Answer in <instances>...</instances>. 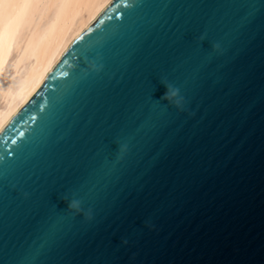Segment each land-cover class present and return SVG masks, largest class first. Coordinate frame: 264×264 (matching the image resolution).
Returning <instances> with one entry per match:
<instances>
[{
    "label": "water",
    "instance_id": "95a60500",
    "mask_svg": "<svg viewBox=\"0 0 264 264\" xmlns=\"http://www.w3.org/2000/svg\"><path fill=\"white\" fill-rule=\"evenodd\" d=\"M0 264H264V0H109L0 128Z\"/></svg>",
    "mask_w": 264,
    "mask_h": 264
},
{
    "label": "bare ground",
    "instance_id": "6f19581e",
    "mask_svg": "<svg viewBox=\"0 0 264 264\" xmlns=\"http://www.w3.org/2000/svg\"><path fill=\"white\" fill-rule=\"evenodd\" d=\"M108 1L0 0V99L3 104L0 128L31 95L72 39ZM51 15L54 21L47 22ZM9 42L13 44L16 59L14 70L6 79L2 70L11 54L5 50Z\"/></svg>",
    "mask_w": 264,
    "mask_h": 264
},
{
    "label": "clouds",
    "instance_id": "9594fccd",
    "mask_svg": "<svg viewBox=\"0 0 264 264\" xmlns=\"http://www.w3.org/2000/svg\"><path fill=\"white\" fill-rule=\"evenodd\" d=\"M161 85L164 87L165 91L159 97L162 101H167L177 108L182 107L183 97L180 95L178 88L174 87L171 83L167 82L165 79L160 80ZM68 208L76 213L83 212L81 207V201L78 199L68 200Z\"/></svg>",
    "mask_w": 264,
    "mask_h": 264
},
{
    "label": "rangeland",
    "instance_id": "374dc122",
    "mask_svg": "<svg viewBox=\"0 0 264 264\" xmlns=\"http://www.w3.org/2000/svg\"><path fill=\"white\" fill-rule=\"evenodd\" d=\"M54 17V15H51L50 17H49V21H47V22H53L54 21V19H55V17ZM51 20V21H50ZM12 42H9V44L7 43V45H6V47H5V50L8 52V54L9 53H11L10 54V57H9V59L7 60V62L5 63V67H3V73H2V75L3 74H5L4 76L6 77V79H8L9 78V76H10V74H12V72H13V70H14V66H13V63H14V59H16V54L14 53V52H12V50H13V44H11ZM10 45V46H9ZM11 48V49H10ZM9 49H10V51H9ZM8 64V65H7ZM7 65V66H6ZM6 70V71H5ZM12 71V72H11ZM1 75V76H2ZM5 77H3L4 79H5ZM2 106H3V104H2V101H1V99H0V109H2Z\"/></svg>",
    "mask_w": 264,
    "mask_h": 264
}]
</instances>
